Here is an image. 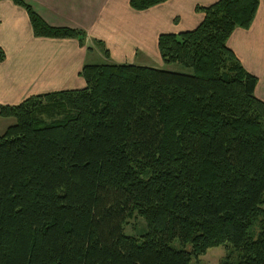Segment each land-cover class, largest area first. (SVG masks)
<instances>
[{
  "label": "trees",
  "instance_id": "trees-1",
  "mask_svg": "<svg viewBox=\"0 0 264 264\" xmlns=\"http://www.w3.org/2000/svg\"><path fill=\"white\" fill-rule=\"evenodd\" d=\"M11 1L34 37L83 46L84 31ZM259 2L218 0L196 29L158 36L163 65L189 73L86 64L83 89L0 106L15 120L0 136V264H190L224 244L237 260L222 264H264V103L227 47ZM135 213L147 231L126 236Z\"/></svg>",
  "mask_w": 264,
  "mask_h": 264
},
{
  "label": "crops",
  "instance_id": "crops-1",
  "mask_svg": "<svg viewBox=\"0 0 264 264\" xmlns=\"http://www.w3.org/2000/svg\"><path fill=\"white\" fill-rule=\"evenodd\" d=\"M50 27L82 30L85 46L74 39L37 38L26 12L11 0H0V106L17 105L24 99L85 87L80 72L86 64L134 65L165 69L157 50L162 34L196 29L205 8L218 0H169L143 12L129 7V0H24ZM100 50L88 63L92 40ZM244 70L257 79L255 97L264 103V0L247 30L235 29L227 41ZM87 48L91 49L89 53ZM91 54V55H92ZM160 61V62H159ZM13 119H0V123Z\"/></svg>",
  "mask_w": 264,
  "mask_h": 264
},
{
  "label": "rangeland",
  "instance_id": "rangeland-1",
  "mask_svg": "<svg viewBox=\"0 0 264 264\" xmlns=\"http://www.w3.org/2000/svg\"><path fill=\"white\" fill-rule=\"evenodd\" d=\"M85 37H86L85 39H87V34ZM85 42L86 40H84L83 46H85ZM91 46L93 48V51L91 52L90 51L91 49L87 48L88 53L90 51V53L92 54V53L98 52V50H100L102 54L105 56H107L106 53L107 54L109 53L106 47L104 46V44L98 39L92 40ZM91 54H89L90 56L88 57V61H89L88 63H91L93 61L92 59L96 60V56L94 54L92 55ZM94 65H101V64H94ZM164 68L172 72L173 71H176V72L180 71L184 73L190 72L184 69L183 67H181L180 65H168V66H165ZM66 91H69V90H66ZM13 122L15 123L14 119H13ZM9 123H10L9 121H3L0 123V136H2L5 130L9 127L8 126ZM146 231H147L146 222L140 215L136 213L131 219L127 221V224L124 226V234L126 236L139 237ZM252 231H253V234L256 235L257 232L259 231V228L257 226H254ZM171 247L178 251L190 252L191 250L189 245L184 246L177 239L171 243ZM228 255L231 257L233 261L237 260L236 253L233 250V247L230 244H224V245H220V246L208 249L204 255L200 256L199 258L193 259L190 264H222L226 260Z\"/></svg>",
  "mask_w": 264,
  "mask_h": 264
}]
</instances>
